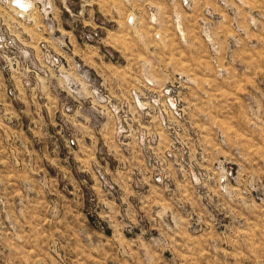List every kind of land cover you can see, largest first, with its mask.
<instances>
[{
  "label": "rangeland",
  "instance_id": "rangeland-1",
  "mask_svg": "<svg viewBox=\"0 0 264 264\" xmlns=\"http://www.w3.org/2000/svg\"><path fill=\"white\" fill-rule=\"evenodd\" d=\"M211 1L0 0V264H264V44Z\"/></svg>",
  "mask_w": 264,
  "mask_h": 264
},
{
  "label": "crops",
  "instance_id": "crops-1",
  "mask_svg": "<svg viewBox=\"0 0 264 264\" xmlns=\"http://www.w3.org/2000/svg\"><path fill=\"white\" fill-rule=\"evenodd\" d=\"M177 1L181 3V0H91V3H101L104 6V13H111V9L108 10L106 6L110 8L114 5L119 9V13L122 18H127L132 15L133 17L143 18L149 20L150 16L155 19L157 16L162 15V19H170L173 14V5ZM191 4L194 2L208 1V0H190ZM224 5L220 3V0H212L211 3L215 5H222V10L229 4L231 6H246L243 15H237L236 22L238 24L245 23V27L249 29V32L253 34L257 39L256 42L264 44V0H222ZM258 9L254 11V7ZM110 11V12H108ZM184 10H182V13ZM238 12V8L236 9ZM224 19V18H223ZM231 24V23H230ZM127 35V34H126ZM257 44V43H256ZM263 48L260 53L263 55ZM134 63V62H133Z\"/></svg>",
  "mask_w": 264,
  "mask_h": 264
}]
</instances>
